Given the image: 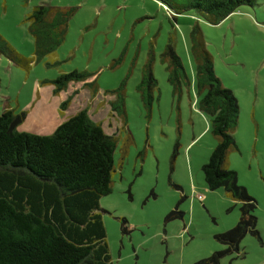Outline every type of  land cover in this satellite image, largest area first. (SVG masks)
<instances>
[{
  "label": "rangeland",
  "instance_id": "rangeland-1",
  "mask_svg": "<svg viewBox=\"0 0 264 264\" xmlns=\"http://www.w3.org/2000/svg\"><path fill=\"white\" fill-rule=\"evenodd\" d=\"M163 1L185 2L0 0V38L26 59L16 66L0 54V114L24 112L18 130L43 133L41 102L48 126L85 109L106 134L116 135L112 191L99 200L113 264H195L224 251L214 237L234 227L239 210L222 189L210 191L203 181L201 167L216 144L209 118L198 110L192 82L178 99L172 96L161 61L171 43L192 81L190 30L197 25L214 74L239 106L232 133L238 150L228 153L226 166L257 204L259 238L247 234L239 255L225 253L218 264H264V0L238 7L217 25L193 10L171 21ZM44 3L74 13L61 45L37 61L26 17ZM148 61L156 80L149 111L137 89ZM74 70L92 75L86 82L95 80L96 93L84 81L54 95L44 82ZM116 97L123 100V127L110 109Z\"/></svg>",
  "mask_w": 264,
  "mask_h": 264
},
{
  "label": "trees",
  "instance_id": "trees-1",
  "mask_svg": "<svg viewBox=\"0 0 264 264\" xmlns=\"http://www.w3.org/2000/svg\"><path fill=\"white\" fill-rule=\"evenodd\" d=\"M254 1L185 0L172 4L163 1L161 5L169 10L171 21L193 10L206 23L217 25L238 7L253 6ZM73 13L71 7L45 3L32 8L26 20L37 61L61 45ZM189 52L194 64L192 81L171 43L166 45L161 61L165 62L172 96L178 99L192 82L198 110L209 118L208 131L216 144L201 167L207 189H222L238 206L234 227L214 237L226 249L195 263L218 264L225 253L239 255L240 243L247 234L259 238L254 213L257 204L246 188L237 184L236 172L226 166L228 153L238 150L232 133L239 106L231 90L214 74L213 58L197 25L190 30ZM0 54L24 67L26 59L2 38ZM150 66L148 61L137 86L148 111L156 88ZM91 77L87 71L74 70L44 82L53 85L54 95L70 82L84 81V86L96 93L95 80L86 82ZM116 99L113 102L118 105L110 102V109L123 127V100ZM25 118L24 112L16 113L13 108H5L0 114V264H113L99 200L112 191L116 135L106 134L85 109L46 135L19 131Z\"/></svg>",
  "mask_w": 264,
  "mask_h": 264
},
{
  "label": "crops",
  "instance_id": "crops-1",
  "mask_svg": "<svg viewBox=\"0 0 264 264\" xmlns=\"http://www.w3.org/2000/svg\"><path fill=\"white\" fill-rule=\"evenodd\" d=\"M177 20H178V18H177ZM53 100V99H52ZM40 110H41V114L44 116V121H42L41 122V128H44L45 130H46V132H38V133H35V134H40V135H46V134H48V133H50L51 131H53V129L59 124H56V125H52V126H48V123H49V119H50V117L46 114V113H44L42 110H44V105H43V103L41 102V104H40ZM26 119V118H25ZM27 132V131H26ZM30 133H32V132H30Z\"/></svg>",
  "mask_w": 264,
  "mask_h": 264
},
{
  "label": "built area",
  "instance_id": "built-area-1",
  "mask_svg": "<svg viewBox=\"0 0 264 264\" xmlns=\"http://www.w3.org/2000/svg\"><path fill=\"white\" fill-rule=\"evenodd\" d=\"M198 198H199V196H198Z\"/></svg>",
  "mask_w": 264,
  "mask_h": 264
}]
</instances>
